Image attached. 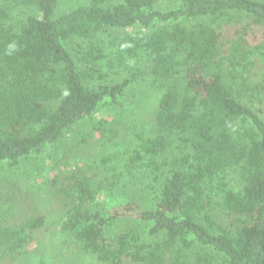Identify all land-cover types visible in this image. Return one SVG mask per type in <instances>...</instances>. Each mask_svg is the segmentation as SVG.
Masks as SVG:
<instances>
[{"label": "trees", "instance_id": "obj_1", "mask_svg": "<svg viewBox=\"0 0 264 264\" xmlns=\"http://www.w3.org/2000/svg\"><path fill=\"white\" fill-rule=\"evenodd\" d=\"M67 1L0 0V264H264V0Z\"/></svg>", "mask_w": 264, "mask_h": 264}, {"label": "rangeland", "instance_id": "obj_2", "mask_svg": "<svg viewBox=\"0 0 264 264\" xmlns=\"http://www.w3.org/2000/svg\"><path fill=\"white\" fill-rule=\"evenodd\" d=\"M67 1V0H66ZM67 5H69L68 1L65 2ZM94 131V130H92ZM94 137H97L100 139L99 133L97 131H94L93 134ZM50 168L47 167L43 170L41 174H37V177L34 179L33 176L28 177V181L25 180V178H21L18 180L19 182V189L20 187L22 188H27L28 190L34 189L35 186H39L38 181L42 179L40 176H47L49 174ZM41 186V185H40ZM16 190V188H15ZM10 192V191H9ZM53 220V217H52ZM57 228V226L53 225L52 222H47V226H44L43 229L39 232L38 234V241L32 244V247L36 246V250L33 253L34 256H43L46 255L47 258V264H70L72 258V255L70 252H65L61 248H53V249H47L43 247L44 242L49 241L50 244L53 245L52 242V236L54 234V229ZM54 246V245H53ZM48 256V257H47ZM81 262L78 260V263ZM89 262V261H88ZM74 264H77V259L74 258ZM82 264H88L87 262L82 260ZM90 264V262H89Z\"/></svg>", "mask_w": 264, "mask_h": 264}, {"label": "clouds", "instance_id": "obj_3", "mask_svg": "<svg viewBox=\"0 0 264 264\" xmlns=\"http://www.w3.org/2000/svg\"><path fill=\"white\" fill-rule=\"evenodd\" d=\"M15 48V44L9 45V49H14Z\"/></svg>", "mask_w": 264, "mask_h": 264}]
</instances>
